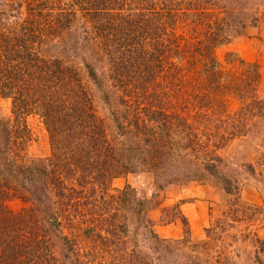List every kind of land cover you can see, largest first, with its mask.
<instances>
[{
  "label": "rangeland",
  "instance_id": "obj_1",
  "mask_svg": "<svg viewBox=\"0 0 264 264\" xmlns=\"http://www.w3.org/2000/svg\"><path fill=\"white\" fill-rule=\"evenodd\" d=\"M143 1L148 7L160 6V0ZM162 1L172 11L189 15H181L179 21L184 24L179 22L175 29L166 26L163 40H154L153 35L145 33L140 36L148 43L161 45L165 41L169 47L158 61H147L149 68L138 69L141 78L150 76L149 82H143L147 83L140 89L143 92L136 91V75L128 79L129 74L138 73L129 70L130 66L129 74L120 78L123 83L114 81L109 72L101 83L90 80L83 65L87 54L78 43L71 54L59 55L68 66L76 65L92 96L95 114L103 120L109 137H121V141L127 140L126 144L140 143L143 155L155 154L161 148V133L172 145L170 154L145 165L138 158L142 151L139 154L141 149L135 143L128 153L120 150L125 143H118L116 157L120 162L115 169L102 177L103 169L99 175L91 172L86 186L80 183V177L67 179L65 167H57L52 171L57 174L56 183L63 180L62 188L66 191H84L83 195L70 198L79 200L80 211L70 206L63 210L62 198L56 195L48 175L51 164L47 158L53 153L55 142L50 135L69 137L65 124L57 125L61 131L56 132L57 126L51 124L55 117L49 107L55 104L63 84L62 89H55L60 87L58 82H36L38 85L28 87L34 90L32 95L24 93L29 82H24L23 88L18 84L29 98L23 110L14 109L12 99L0 95L1 169L9 166L8 157L14 158L10 176L4 171L0 174V264H264V0ZM6 2L10 4L11 0H0V14L13 10L6 7ZM50 2L47 0V5ZM138 5L125 1L122 9L112 7L127 14L143 9ZM30 18L42 20L43 16L34 14ZM153 23L157 24L158 19ZM81 25L82 19L78 17L67 29L74 35L82 31ZM206 33L217 39L210 38L207 53L188 52L177 57L171 52L173 42L191 51V44L195 46L197 38L202 39ZM56 38L46 43H59ZM240 59L257 64L258 87L245 79L244 73L239 75L244 70ZM2 61H6V56ZM108 65V60H102L94 68L105 71ZM178 66L187 73L182 78ZM180 78L187 80L185 91L176 87ZM213 80L234 88L226 86L215 91L211 86ZM125 82L127 89L133 90L126 95ZM245 90L249 98H241ZM64 105L69 107L68 102ZM111 109L117 111L115 116ZM172 113L184 119L170 129L169 135L163 126L148 118L154 114L153 117L165 119ZM119 115H125V124L130 121L132 133L138 137L120 136L118 123L123 118L116 119ZM138 125L145 134L137 133ZM76 142L81 146L80 140ZM21 145V158H16L13 147ZM208 162L214 173H206ZM125 188L130 196L151 200L145 215H125L131 198L124 200L118 193ZM154 201L157 204L152 207ZM174 204L187 218V227L179 220L162 221L163 215L174 212ZM51 206L57 210L49 209ZM154 232L167 240L168 247L159 248L154 239L151 241ZM128 250L137 255V262L125 260ZM29 251L38 256L31 258Z\"/></svg>",
  "mask_w": 264,
  "mask_h": 264
},
{
  "label": "trees",
  "instance_id": "obj_2",
  "mask_svg": "<svg viewBox=\"0 0 264 264\" xmlns=\"http://www.w3.org/2000/svg\"><path fill=\"white\" fill-rule=\"evenodd\" d=\"M125 1L126 3H139V8L143 9L127 14L113 10V5L122 9V5L125 4ZM125 1L51 0L49 5H47V0H36L35 3L33 0H27V2L25 0H11L10 4L9 2H6V7H11L13 10L10 12L4 11L0 14V95L11 98L14 109L23 110L26 108L25 106L29 99L22 93V88L25 86L24 82H29L28 86L24 88V93L27 95H32L34 93V90L28 89V87L33 88V84L38 85L36 82L40 81L43 83L53 82L52 84L54 85L58 82L60 87L55 89H62V84L64 86L62 92L54 101L55 104L49 105V107L52 109L51 111L55 117L51 124H53V126L55 125V128L57 125L65 124V130L69 134V137L60 138L58 135H55V139L54 135L51 134L50 136L55 142L52 144L53 153L47 158V161L51 164V171H48V175L51 176L49 181L51 184L53 183L52 185L56 190V195L59 196V198H62L63 210L65 209V206H70L75 210L80 211L78 207L79 200H71H73V197L83 195L82 193L84 191L82 192V190L76 188L66 191L65 188H62V184H64L63 180H59L57 181L59 183H56L57 174L54 175L52 171L57 167H65L67 172H64V174L67 179L73 181L76 177H80V183L83 182L82 185L86 186L87 181L89 180L87 179V176L90 175L91 172L92 175L95 176L99 175L98 173L103 169L100 175V177H102L106 173H111L112 170L115 169L120 162L116 157V152L119 150L117 147L118 143H120L118 146H122L125 143V148H120V150L125 149V153H128V151L131 150L133 147L132 144L135 143V147L138 149H141V145L136 141H128V144H126L127 140L123 142L120 139L121 137H109L103 120L95 114L94 104L91 98L92 96H90V93L83 83L76 65L72 63L68 66L59 55L67 56L71 54L70 51H74L77 48V44L75 43H78V45L84 50V54H87L86 59L83 55L82 57L86 75L90 80L93 82L97 81V84L101 83L100 81L103 79V76L109 72V74H112L114 81L123 83V80H120V78L124 79L122 76L129 74V66V70L133 69L136 72L142 66L148 67L149 65L147 64V61L149 59H155L158 61L162 54L168 52L167 49H169V47L167 44H164L165 41H163V43L161 42V45H158V42L148 43L145 40L142 41L140 36L145 33V35H153L154 40H157L158 37L163 40L162 37L165 34L162 33H164L163 31H166V26L175 29L179 26V22H183L182 24H184V21H179L181 15L183 18L189 15L188 12L184 11L181 13H178L176 10L172 11V9H170L162 0H160V6L158 7H155L156 5L148 7L147 3H144L143 0ZM21 8H24L26 12L23 13ZM53 10H55V12H53ZM34 14L43 16V19L39 20L34 18V20H32L33 18H30V15L33 17ZM78 17L82 19V31L75 32V34L72 35L73 32L71 29L67 28L71 26L73 19ZM157 19L158 25L153 23V21ZM189 30L193 31L191 29ZM216 32L218 34L219 31ZM215 33L214 35H217ZM194 34L196 35V33ZM223 36L226 38V35ZM53 37L60 39V42L58 41L59 43L57 44L53 42L48 45L46 42L53 39ZM210 38L217 40L216 37H209L208 33H206L202 39L197 38L194 43L196 45L194 46L191 44V51L184 47L181 49L176 42H173L171 52L177 57H183L188 52L193 55H195L194 53L196 52L198 54L207 53L210 51L209 48L211 47ZM201 43L203 46H201ZM213 44H215V42H213ZM43 45L46 47L43 48ZM154 51H157V53ZM5 56L6 61H2ZM88 59L91 61L87 62ZM102 60L109 61V69L105 68L106 73L104 68H102L101 71H97L94 68L95 64H102ZM3 62H5V64H3ZM240 62L244 65V70H240L242 72L239 71V75L244 73V78L249 79L252 85L258 87L260 83V74L257 64L253 62H245L242 59H240ZM156 64L159 63L157 62ZM211 68H214L213 65ZM152 69L154 70V67ZM177 71L181 78L187 74L185 73L184 68L180 66L177 67ZM140 74L139 71L137 74L131 73L128 78H132L133 75H136V78H139L137 81V92H139L140 89L145 88L147 83L144 85L143 82H149L150 79V76L148 75H144L143 79ZM138 75H140V77ZM181 78L177 79L176 87L179 90L181 89L182 91H185L184 88L187 86V80H182ZM18 84H20L22 88H19ZM211 86L215 91L218 89H225L224 87L226 86L228 89L229 86L234 88V86L228 83L220 84L217 80H213ZM129 91L133 90H128L125 82V95L128 94ZM104 92L106 91L104 90ZM12 93L15 95H11ZM240 96L241 98L243 96L249 98V94H247L246 90L242 91ZM64 102H68L69 107L68 105H64ZM249 107L250 105H247V108ZM111 110V113L115 116L114 114H116L117 111L114 109ZM147 112L151 111L147 109ZM160 113L166 114L163 112ZM153 116L155 115L151 114L148 118L158 122L161 127L163 126L166 135H169L170 129L175 127V125H180L181 122L179 121L184 119V117L173 113L172 115H166L165 119H158L157 116ZM122 118L123 120L118 123L120 136L124 135L125 139L138 137V135L132 133V125H130V121L125 124V115L124 117L120 115L116 117L118 120ZM145 126L146 125L144 124V127ZM59 131L61 130L57 126L56 132ZM141 131H143L142 134H145L144 128L138 125L137 133ZM164 136L165 135H162L161 133V148L156 149L155 154L143 155L144 148L139 151V154L142 151L138 157L140 158V161H142V164L146 165L150 160L165 153L170 154L169 149L172 145L169 146V141H167ZM24 140L25 139L21 142ZM78 140L81 141V146H78V143L76 142ZM154 143L156 145V140H154ZM22 147L23 145L20 147H13V149H15L16 158H21L20 149ZM1 152L2 150H0V153ZM5 154L6 156H4V159L7 158L8 150L5 151ZM105 158H108V160ZM7 160L9 166L3 169L0 167V174L4 171L10 176L13 172V168L11 167L13 166L14 158L8 157ZM214 166L216 165L214 164ZM205 171L206 173H214V169L210 162L206 163ZM128 191L129 190L126 188L118 191V193L124 197V200L131 198L130 202H127L125 215H145L147 211H149V207H151L149 206V201L151 200L136 198L134 196L135 194L130 196ZM90 192L93 194L94 190H91ZM88 200H90L89 197ZM153 203L154 206L152 207H155L157 202L154 201ZM53 208L57 210L56 206H51L49 209ZM172 209H174V212L172 211L171 213L163 215L164 219L162 221L169 223L179 220L185 227H187V218L180 211L179 205L174 204ZM31 216L33 217V215ZM53 219L55 221L56 217H53ZM88 230H91V228ZM151 235V241L154 239L159 248L163 246L168 247L166 239L159 238L155 232L151 233ZM203 244H205V242H203ZM128 248L129 247L126 244L125 249ZM20 253H18V255ZM28 253L31 258L38 256L33 251H29ZM127 254V256L125 255V260L127 262H137V258H134L137 256L136 254H132L129 250L127 251Z\"/></svg>",
  "mask_w": 264,
  "mask_h": 264
}]
</instances>
